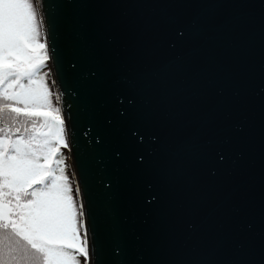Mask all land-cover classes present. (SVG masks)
<instances>
[{
  "label": "water",
  "instance_id": "obj_1",
  "mask_svg": "<svg viewBox=\"0 0 264 264\" xmlns=\"http://www.w3.org/2000/svg\"><path fill=\"white\" fill-rule=\"evenodd\" d=\"M36 2L101 264H264V0Z\"/></svg>",
  "mask_w": 264,
  "mask_h": 264
},
{
  "label": "snow or ice",
  "instance_id": "obj_2",
  "mask_svg": "<svg viewBox=\"0 0 264 264\" xmlns=\"http://www.w3.org/2000/svg\"><path fill=\"white\" fill-rule=\"evenodd\" d=\"M49 49L31 0H0V264H81L80 257L92 264L93 246L101 264L95 217L89 241L90 212L82 199L76 203L60 158L70 147L69 133L43 72ZM82 55L89 59L91 50L85 47ZM58 75L62 83L69 79L62 70ZM89 75L96 73L70 78L81 84L79 111L91 117L97 89Z\"/></svg>",
  "mask_w": 264,
  "mask_h": 264
},
{
  "label": "trees",
  "instance_id": "obj_3",
  "mask_svg": "<svg viewBox=\"0 0 264 264\" xmlns=\"http://www.w3.org/2000/svg\"><path fill=\"white\" fill-rule=\"evenodd\" d=\"M31 3L33 5V8H34V11L36 14L38 28H39V31L41 34V39L43 41L44 37H43L42 25H41V21H40V15L38 14L37 2H36V0H31ZM43 72L47 74V84L53 93L54 106L59 107L58 99H57V95H56V91H55V86L53 84V79H52V75H51V71H50L49 62H47V65L44 67ZM60 158L63 159L65 162V174L67 175V177L69 179V183H70L71 187L73 188V197H74L76 203L79 204L78 194L76 191L75 178L73 175L72 166L70 165V161H69L70 160V154H69L68 150L62 148ZM81 234H83L82 217H81ZM80 260H81V264H86V260L83 257H80Z\"/></svg>",
  "mask_w": 264,
  "mask_h": 264
},
{
  "label": "rangeland",
  "instance_id": "obj_4",
  "mask_svg": "<svg viewBox=\"0 0 264 264\" xmlns=\"http://www.w3.org/2000/svg\"><path fill=\"white\" fill-rule=\"evenodd\" d=\"M38 14H39V11H38ZM70 161V165L72 166V164H71V160H69ZM72 171H73V168H72ZM73 175H74V173H73Z\"/></svg>",
  "mask_w": 264,
  "mask_h": 264
}]
</instances>
